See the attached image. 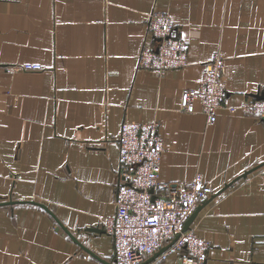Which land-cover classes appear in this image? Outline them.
Wrapping results in <instances>:
<instances>
[{
	"label": "crops",
	"instance_id": "1",
	"mask_svg": "<svg viewBox=\"0 0 264 264\" xmlns=\"http://www.w3.org/2000/svg\"><path fill=\"white\" fill-rule=\"evenodd\" d=\"M152 9L188 45L187 64L162 75L138 64ZM217 49L226 96L207 124L197 100L192 112L179 104ZM263 88L264 0H0V203L50 210L0 205V264H115L102 220L115 211L123 120L158 121L161 180L199 175L212 188L189 224L209 241L203 264L263 262V166L253 168L264 122L240 108Z\"/></svg>",
	"mask_w": 264,
	"mask_h": 264
},
{
	"label": "built area",
	"instance_id": "2",
	"mask_svg": "<svg viewBox=\"0 0 264 264\" xmlns=\"http://www.w3.org/2000/svg\"><path fill=\"white\" fill-rule=\"evenodd\" d=\"M146 32L152 44L142 45L138 64L157 75L187 64V42L174 33L167 13H147ZM225 56L220 49L202 62L194 88L182 90L179 108L194 111L200 103L207 124L215 121L226 96L223 81ZM24 70H39L37 63H23ZM240 108L264 122V88L257 97L244 98ZM233 111V106H228ZM119 165L115 175V211L102 220L113 239L115 264H154L176 254L179 264H203L209 241L184 224L212 188L196 175L188 184L159 177L163 139L156 120H123L117 138ZM264 175V165L261 168ZM157 254L149 260L151 255ZM258 264H264L259 262Z\"/></svg>",
	"mask_w": 264,
	"mask_h": 264
},
{
	"label": "water",
	"instance_id": "3",
	"mask_svg": "<svg viewBox=\"0 0 264 264\" xmlns=\"http://www.w3.org/2000/svg\"><path fill=\"white\" fill-rule=\"evenodd\" d=\"M264 165V161L263 162H261L260 164H258L256 167H254L253 169H256V168H258V167H260V166H263ZM248 173V171H246V173H243V175L242 176H244V175H246ZM231 183V182H230ZM230 183H226L225 185H224V187L222 188V189H220L217 193H219L220 191H222V190H224L225 188H227L229 185H230ZM216 193V194H217ZM14 202H27V203H34V204H37V205H39V206H41V207H43L45 210H47L49 213H50V210H49V208L46 206V205H44L43 203H40V202H37V201H31V200H25V201H13V200H7L6 202H1L0 203V205L1 204H4V203H14ZM197 209H198V207H196ZM196 209V210H197ZM195 212L196 211H193L192 213H191V215L187 218V220H186V222H185V224H184V229H186V228H188L189 227V224H190V221H191V219L193 218V215L195 214ZM59 224V223H58ZM61 227L62 225H58L57 226V228L58 227ZM62 228H64V227H62ZM97 229V228H96ZM65 231L70 235V237L73 239V240H75L76 241V238L75 237H73V235L71 234V233H69L68 231H67V229H65ZM80 246H84V245H82V244H79Z\"/></svg>",
	"mask_w": 264,
	"mask_h": 264
}]
</instances>
